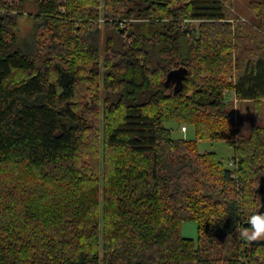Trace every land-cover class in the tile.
I'll use <instances>...</instances> for the list:
<instances>
[{"label":"trees","instance_id":"obj_1","mask_svg":"<svg viewBox=\"0 0 264 264\" xmlns=\"http://www.w3.org/2000/svg\"><path fill=\"white\" fill-rule=\"evenodd\" d=\"M35 1L33 18L46 29L53 24L65 46L56 28L87 19V3L97 2ZM230 5L106 0L131 29L125 38L116 27L110 40L118 58L108 65L101 138L78 114L87 97L98 113L99 83L81 93L73 67L42 59L31 45L23 50L22 16L12 13L23 11L22 2L0 0V178L11 186L0 190V264H264V240L244 241L236 230L247 215L264 213V123H255L264 111V0L251 25L233 23ZM186 19L202 22L201 38L182 31L177 21ZM235 32L254 35L236 76L226 59L240 52ZM81 45L77 51L87 53ZM174 71L178 86L168 82ZM229 90L253 103L247 134L229 118ZM181 123L194 126L195 140L173 137L169 124ZM198 141H224L234 157L226 164L200 153ZM185 222L197 224V241L184 237Z\"/></svg>","mask_w":264,"mask_h":264},{"label":"rangeland","instance_id":"obj_2","mask_svg":"<svg viewBox=\"0 0 264 264\" xmlns=\"http://www.w3.org/2000/svg\"><path fill=\"white\" fill-rule=\"evenodd\" d=\"M14 2H22L23 11L17 12L13 11V14H19L22 16L18 20V26L16 29V36L18 38L19 46L25 50L30 45L36 49V51L41 52V57L44 59L45 57L53 58V62L63 60V64L67 67H73L76 74L79 77V82L82 83L81 93H84V89L89 83H99V95H101V99L98 101L99 108L98 113L93 112L92 105V97H87L88 101L86 104L81 106L78 109V114L81 116L82 120L90 125H96L100 137L104 136V120H105V103L103 101V95H106V83H111L112 79L109 77L110 68L108 67L109 63L116 60L118 58L117 53H113L111 49H116L115 44H111L110 40L112 36L116 37L115 28L122 29V35L127 38V33L131 29V22H121L119 21V16L116 10L108 9L105 6L106 0H97L95 3H87L85 8V18L84 20H72L63 21L69 22L72 25H60L56 30L63 37L69 39V44L65 46L64 42L61 39H58L53 36V24L49 26L48 29L45 26H41L33 16L38 14V6L39 4L35 0H11ZM40 1V0H39ZM262 0H231V8L230 12L232 16H237L238 19H234L232 21L235 22H245L247 24L252 23V21L260 22V16L254 10V5L259 4ZM59 3H65L66 0H58ZM61 11L65 13V7L61 8ZM107 14L108 17L104 15ZM104 17V18H103ZM179 27L183 32L188 35L192 34L193 31L196 32V39L201 38L202 29H201V21L194 19H186L184 21H177ZM86 28L85 32H82L80 35H77L74 30H82ZM74 29V30H73ZM49 30V31H48ZM260 31V30H259ZM258 31V32H259ZM261 32V31H260ZM259 32V33H260ZM251 33L237 34L235 32V42L236 47L240 50V52H234L233 57L229 59V53L227 56V61L231 63V67L234 72V76L239 74V58H244L247 56L248 47L250 42L254 41V35H250ZM82 49H87V53L78 52L77 48L79 44ZM124 43H128L127 40H124ZM59 46L56 48V46ZM66 49H75L76 53L74 57L68 56L67 53L63 54L62 51ZM257 48V44L254 46ZM174 57V56H173ZM175 60V58H173ZM86 68V74L80 72L81 69ZM224 66H214L210 67L211 72H222ZM180 73L173 74L170 78L171 84L178 86L180 83ZM220 76V74H219ZM221 77V76H220ZM90 89L91 86L89 85ZM86 90V89H85ZM90 93V92H88ZM87 95V94H86ZM85 95V96H86ZM226 101L229 106L228 114L230 120H234L236 122V126L238 127L241 133L247 134L249 132V128L251 124H253L254 120L252 119V115L254 113L253 103L252 102H243L239 101L236 98L234 92L226 93ZM79 106V105H78ZM264 106V103H263ZM91 108V112L89 109ZM256 114H254L255 116ZM253 116V117H254ZM264 111L261 119L255 121L256 124L264 123ZM172 126V135L174 138H182L186 141L195 140V128L194 126L186 125L181 123L180 125L169 124ZM103 149V145L101 146V152ZM198 151L200 153L206 152H215L223 161L228 164L232 158L234 157V151L231 147H229L224 141H198ZM102 155V154H101ZM99 154V158L101 157ZM103 169V165L101 167ZM3 180H7L6 176H2L0 178V190L5 188L4 191L8 192L11 190L10 183L2 182ZM98 232L100 233V238L103 237L104 229L102 219L99 224ZM182 233L184 237L194 239L197 241L198 239V226L195 222H185L182 226ZM258 240H264L258 239ZM255 240V241H258ZM99 258L101 261H107L109 259V255L105 254L103 249V245H100L99 250ZM205 264V263H202ZM215 264V263H214Z\"/></svg>","mask_w":264,"mask_h":264},{"label":"clouds","instance_id":"obj_3","mask_svg":"<svg viewBox=\"0 0 264 264\" xmlns=\"http://www.w3.org/2000/svg\"><path fill=\"white\" fill-rule=\"evenodd\" d=\"M247 207L246 200L242 202ZM236 223L238 236L244 241H255L264 238V213L253 212ZM247 225V226H244Z\"/></svg>","mask_w":264,"mask_h":264},{"label":"water","instance_id":"obj_4","mask_svg":"<svg viewBox=\"0 0 264 264\" xmlns=\"http://www.w3.org/2000/svg\"><path fill=\"white\" fill-rule=\"evenodd\" d=\"M178 71H174V72H172V73H170V75H168V82H171L170 81V78H171V76L173 75V74H177L178 75ZM180 76V80H181V75H179Z\"/></svg>","mask_w":264,"mask_h":264},{"label":"crops","instance_id":"obj_5","mask_svg":"<svg viewBox=\"0 0 264 264\" xmlns=\"http://www.w3.org/2000/svg\"><path fill=\"white\" fill-rule=\"evenodd\" d=\"M264 239V238H263Z\"/></svg>","mask_w":264,"mask_h":264}]
</instances>
